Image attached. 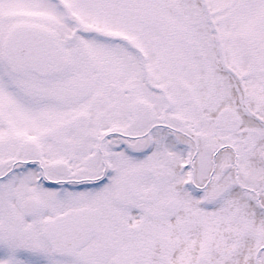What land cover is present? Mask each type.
<instances>
[{
	"label": "snow or ice",
	"instance_id": "1",
	"mask_svg": "<svg viewBox=\"0 0 264 264\" xmlns=\"http://www.w3.org/2000/svg\"><path fill=\"white\" fill-rule=\"evenodd\" d=\"M0 264H264V0H0Z\"/></svg>",
	"mask_w": 264,
	"mask_h": 264
}]
</instances>
